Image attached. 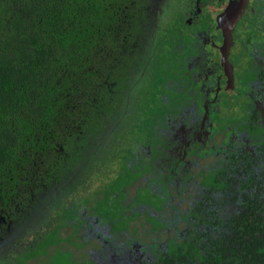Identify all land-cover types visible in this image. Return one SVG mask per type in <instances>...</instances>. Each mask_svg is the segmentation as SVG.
I'll use <instances>...</instances> for the list:
<instances>
[{"label": "trees", "instance_id": "obj_1", "mask_svg": "<svg viewBox=\"0 0 264 264\" xmlns=\"http://www.w3.org/2000/svg\"><path fill=\"white\" fill-rule=\"evenodd\" d=\"M154 4L153 0H0V245L21 242L22 231L20 236L12 231L21 209L49 183L74 168L78 161L75 152L101 126L106 127L108 110L117 114L114 94L128 73L140 74L135 64L146 71L148 59L158 52L162 53L159 60L163 63V54L171 46L169 31L163 36L157 32L151 48L139 41L142 34L146 36L147 25L155 22ZM150 112L147 119L136 118L144 120L147 129L155 120ZM128 113L117 117L109 130L123 146L130 132L136 134L133 143L141 138L137 131L141 127ZM137 142L127 146L123 168L109 171L118 173L113 186L122 187L121 196L106 193L102 186L95 194H103L106 205L93 209L87 196L76 199L65 212L78 215L75 221L80 222L82 210L87 207V214L106 213L115 221L114 227L118 224L121 229H129L141 209L148 214L149 229L158 235L152 237V243L139 234L132 239L158 253L153 261L144 259L138 264H264V174L239 173L250 177L240 185L241 192L236 189L235 197L231 196L236 209L228 216L221 214L213 196L206 195L203 200H190L189 208L178 210V214L174 211L168 221L165 214L163 218L149 216L147 210L154 204L158 210L164 208V187L140 184L133 195L139 204L128 199L126 188L144 172L140 165L128 163L133 162V149L137 152L140 148ZM236 169H232L230 181L239 175ZM214 177L208 182L226 189L224 170ZM257 184V190L250 189ZM122 199L130 202L129 210L136 206L134 216L126 211ZM173 207L176 210L178 204ZM47 217L38 211L34 214L36 225L42 223L39 233L51 230ZM65 217L64 212L56 215L57 229L67 224L61 220ZM190 217L195 222L189 221ZM184 218L191 225L179 228ZM171 228L174 234L163 241L162 232L167 234ZM34 247L21 250L9 264L35 258L36 254H31Z\"/></svg>", "mask_w": 264, "mask_h": 264}, {"label": "flooded vegetation", "instance_id": "obj_2", "mask_svg": "<svg viewBox=\"0 0 264 264\" xmlns=\"http://www.w3.org/2000/svg\"><path fill=\"white\" fill-rule=\"evenodd\" d=\"M153 1L154 7H157V10L154 9L155 22L147 25L149 27L146 36L142 34L139 41L143 42V46L151 48L155 34L159 32L163 36L165 22H162V19L168 8L167 31L171 34V46L166 53L175 52L172 73L179 76L185 71L195 83L197 82L198 91L191 93L190 104L181 113L171 114L160 106L154 116L159 115L160 119L163 116L162 121L165 125L159 126V119L157 123L155 122L156 130L159 126V133L154 134L156 130L151 132L148 129V135L141 138L138 136L140 139L136 141H139L137 144L140 148L137 152L135 148L133 149L135 153L132 156L133 162L128 163L138 164L144 169L141 173L143 175L136 180L141 181L140 184L146 186L149 183V188L157 186L166 189V193L161 195L164 208L158 210L155 204L152 205L147 209L149 216L163 218V213L169 221L173 212L177 213V210H180L174 209L171 198H177L179 205L181 201L186 200L189 208L190 200L193 198L203 200L209 195L217 200L218 191L229 198L232 206L228 213L230 215L236 209V203L231 201V196L235 197L236 189L241 192L240 185L250 177L239 173L248 171L252 175L264 174V46L254 41L255 38L264 37V0H247L242 10L237 0ZM187 19L189 24H184L183 20ZM197 19L201 21L194 22ZM206 19L210 22H206ZM192 33L193 36H190ZM123 89L124 87L121 89L117 105L124 95ZM119 106L120 116H123V112H129L127 108L123 111L122 103ZM108 115L113 118L108 124L110 130L115 125L117 117L112 110H108ZM215 120H219V124L215 125ZM197 126L206 133L209 130L210 137L202 135ZM165 134L170 138L169 144L162 143ZM145 147L149 149V153L157 148L158 153L156 156L151 155V161L143 158ZM210 158L213 163L209 161ZM236 166L238 169L235 172L239 175L230 181L231 171ZM223 170L227 174L226 186H223L226 189L208 182L209 177L215 178L214 174ZM262 185L264 188V180ZM258 188V184L257 187L250 186V189ZM188 193H191L192 197L184 199V195ZM128 199L139 204L133 196ZM122 202L127 205V212L133 213L138 210L135 205L129 210L130 202L125 199H122ZM139 211L135 216L133 213L132 222L138 220L142 214L148 219V214L141 212V209ZM81 214L80 222H76L79 228L87 223L84 222V214L91 216L87 220L95 221L100 218L98 213L87 214L82 210ZM108 218L113 220L112 217ZM90 225L91 223H87L86 226ZM132 227L129 229L134 231L133 237L138 238L137 228L133 224ZM114 228L119 231L129 230ZM94 229H91L93 230L91 237H98L95 242L99 241L101 247H114L117 253L124 251L126 247L124 241L116 243L105 235L95 233ZM170 230L165 235L168 236ZM82 231L80 230L81 233ZM150 232L154 233L148 241L152 243V237H157L158 232L155 230ZM72 236L74 237L72 243L76 242L77 245L79 238L75 239L74 234ZM91 237L90 234L84 235L83 238L87 239H81L82 246L77 245L76 248L86 251L85 245L93 240ZM131 239L127 242L132 241L141 247L142 257H139L137 264L142 263L144 259L148 260L147 248L155 252L149 245ZM87 264L91 262L88 261Z\"/></svg>", "mask_w": 264, "mask_h": 264}, {"label": "rangeland", "instance_id": "obj_3", "mask_svg": "<svg viewBox=\"0 0 264 264\" xmlns=\"http://www.w3.org/2000/svg\"><path fill=\"white\" fill-rule=\"evenodd\" d=\"M179 1L180 0H178V2ZM149 6L153 8V4L150 3ZM151 8L150 10L152 11ZM154 9L157 10V7H154ZM168 10L169 9L167 8L162 19V22H165L163 24L164 32H167L168 30ZM198 21L201 20H194V22ZM205 21L208 23L210 22V20L207 19ZM183 23L189 24V20H183ZM190 36H193V33L190 34ZM254 41L261 43L264 46V37L255 38ZM159 54L162 55L161 52H158L157 54L154 53L152 57L148 59L149 66L146 71L142 70V65L138 63L135 64L136 71H139L140 74L128 73L126 81L123 82L121 80L122 82L114 94L115 99H111L116 103L121 96V89L124 87V95L120 103L124 105L123 111H126V108L129 109V112L131 111L129 118L132 120H136L137 116L147 119L146 115L148 114V111H151L150 115H153V113L155 115V113L159 111L160 106L164 107L165 112H170L171 114H175V112L177 114L178 112L181 113L182 110L190 104L191 93L198 91L197 82L195 83L193 78L189 77L185 71L181 72L179 76L172 73V70L174 69L175 52L163 54V63L159 60ZM112 101H110L111 107ZM120 103L117 105L119 108ZM154 115L153 117L155 120H153V127L149 129L151 132L156 130V123L160 119L159 115ZM116 117L122 118L118 112ZM162 118L163 116H161L159 126L165 125ZM112 119L113 118H110L108 115V119L105 123L106 127L101 126L98 129V133L94 136H90V138L86 140V144L82 145V148L75 152V154L78 155V161L76 160L73 169L67 170L65 173L61 174L57 180L49 183L30 205L21 209V213L15 218L17 225H12V231L14 233L20 236V232L22 231V236H20L21 242H18L16 245H12L9 242L2 243L0 245V264H9L16 258L21 250H25L33 244H35V247L31 250V254H36L37 256L33 255L35 258H27L26 261L24 260L22 262L23 264H87L88 261H90L91 264H137L140 260L139 257H142V253L140 251L141 247L132 241L127 242L128 239L133 237L132 234L134 231L132 229H129L128 232L126 230H116L113 226V220L108 218L106 213L102 214L98 212L100 220L98 219L95 221L87 220L91 216H85L84 214V222L91 223V225L86 226V223V225L83 224L79 228L75 223L77 222L75 219L79 218V216L72 212L70 214L65 212L66 210H69L68 206L74 205L73 202H76V199L81 200L87 196L89 198V205L92 206L93 209H97L99 204L102 206L106 205V198L102 197L103 194H95L97 189L102 188V186L104 187V191L106 193L118 194L116 196L122 195V187L114 188L113 186V181L118 178H115L118 173L109 171L118 166L123 168L125 163L122 162L123 156L128 151L127 146H129L130 143H133L132 139L136 134L134 133L133 136L131 132L128 133L125 139L126 146L121 145L119 143L120 139L119 141L115 140V134L111 136V133L107 130L108 124ZM217 124H219V120H215V125ZM136 126L141 127L137 130L138 135L146 136L149 134L148 129L144 124V120L137 119ZM159 126L154 134L159 133ZM197 127L198 130L201 131L202 135L210 137L209 130L208 133H206L199 128V126ZM158 138H160V135ZM134 142H136V140ZM167 142L169 144L170 138L166 135L162 138V143L165 144ZM81 144L82 143L78 145L76 144V146L79 147ZM145 149L146 151L142 153L143 158L150 161L151 155L156 156L158 153L156 150L157 148L153 151L151 150V153H149V149L147 147H145ZM209 161L213 163L211 158ZM70 166L71 165H69L68 168ZM103 169L104 171L102 172ZM134 169L135 168H133V170ZM140 182L136 181L134 184H131L126 188L129 192L128 198L133 196L136 186H138ZM191 197V193L184 195V199H189ZM166 198L169 199L168 196ZM171 202L173 205L177 206L178 199L171 198ZM217 202L220 205L221 214L227 216L229 210L232 208L229 198L226 194H222L218 191ZM187 205L186 200L181 201L178 209L184 211L188 208ZM41 209L45 214L41 212ZM37 211L40 215L47 214V218H50L51 223L48 225L46 223L43 224L44 227H46V225L51 227L50 231L46 230L43 232V234L47 233L45 235L41 232L39 233L38 231L41 228L42 223L40 222L39 225H36V220L33 218ZM62 212L65 213L66 217L64 219H60L65 221L67 224L62 226L60 229H57V224H55L56 215H60ZM83 212L86 213L88 210L85 211V209H83ZM92 214H94V212H92ZM31 220L33 221L32 226H30ZM189 221L195 222L194 217H190ZM132 224L137 228L139 235H142L146 241H150L151 235L154 233L150 232L149 228L151 224L144 214H142L138 220L133 221ZM116 225L119 229L122 228L119 227L118 224ZM189 225L191 224H189L185 218L178 223L179 228L188 227ZM92 228H95V233L98 232L105 235L116 243L124 241V244H126L124 251L117 253L114 247H101L99 241H97V243L95 242L98 237H91L93 231L91 230ZM80 230H83L82 233ZM172 233H174L173 228L170 230L168 236ZM72 234L75 235V239L79 238L77 244L79 247H81L83 243V241L80 240L87 239L83 238V236L90 234V237L93 240L85 245L86 251L76 248V242L72 243L74 242ZM76 234H78V236ZM166 236L167 235L162 232L163 241ZM105 242L108 243V240ZM146 253L148 260L153 261L152 259L158 252H153L147 248Z\"/></svg>", "mask_w": 264, "mask_h": 264}, {"label": "water", "instance_id": "obj_4", "mask_svg": "<svg viewBox=\"0 0 264 264\" xmlns=\"http://www.w3.org/2000/svg\"><path fill=\"white\" fill-rule=\"evenodd\" d=\"M237 2H238V6L240 7V10H242L243 7L247 4V0H242L241 2H239V0H237ZM233 3L235 4V7H236L235 1Z\"/></svg>", "mask_w": 264, "mask_h": 264}]
</instances>
